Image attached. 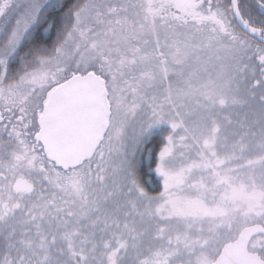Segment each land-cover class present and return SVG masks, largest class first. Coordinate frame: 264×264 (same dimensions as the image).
<instances>
[{"label":"snow or ice","instance_id":"obj_1","mask_svg":"<svg viewBox=\"0 0 264 264\" xmlns=\"http://www.w3.org/2000/svg\"><path fill=\"white\" fill-rule=\"evenodd\" d=\"M0 264H264V0H0Z\"/></svg>","mask_w":264,"mask_h":264}]
</instances>
